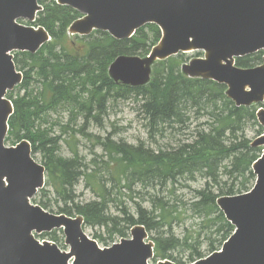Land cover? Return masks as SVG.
<instances>
[{"label":"trees","instance_id":"1","mask_svg":"<svg viewBox=\"0 0 264 264\" xmlns=\"http://www.w3.org/2000/svg\"><path fill=\"white\" fill-rule=\"evenodd\" d=\"M42 3L44 9L38 14L36 24L45 27L52 40L35 54L15 53V63L24 73L23 82L18 87L23 93H18L16 97L13 93L9 95L15 111L9 121L7 136V141L14 144L28 139L33 152L42 153L47 184L34 201L51 212L82 215L86 226H105L109 239H114L116 235L125 237L136 223L145 225L149 232L163 227L171 231L178 211L173 208L170 199L158 198L151 211L138 203L136 218L123 206V201L111 197L116 185L107 187L103 169L86 164L87 159L80 156L77 149L72 157L60 154L64 137L72 138L78 134L70 131L73 129L69 128L72 122L81 120L88 124L91 119L102 121L111 100L141 98L146 121L153 128L164 124L159 131L171 142L160 149L150 150L142 144L135 146L123 140L117 143L108 138L104 145L109 150L105 171L113 182L130 181L123 186L130 189L138 182L153 187L154 182L174 184L179 178L186 175L193 177L197 172L206 175V186L192 190L194 195L186 203V209L203 219V228L217 226V238L208 251L217 250L234 229L220 211L217 198L222 194L248 191L255 181L252 164L260 156L262 148L251 145L252 140L246 130L254 124L258 127L257 135L262 133L256 117L257 106H237L226 95L225 85L183 74L180 69L183 55L160 61L154 68L151 82L145 86L118 84L109 76L110 64L122 54L147 55L161 38L159 27L148 24L130 39L123 40L103 31L84 37L70 36L68 29L81 14L53 0H43ZM262 54L259 52L238 59L237 64L255 66L261 61ZM63 112H66V122L59 117V113ZM192 118L198 124L188 138L176 139L177 126L188 128ZM168 130L174 133H168ZM224 176L232 184L224 188L226 193H222V188L217 192L215 187H221L222 182L227 184V181H222ZM81 180H85L86 186L98 194V199L75 203V187ZM115 201L122 206L119 215L110 212L111 203ZM206 219L213 226L206 223ZM122 221L124 226L116 229L115 225ZM110 225H114L112 230ZM212 233L215 234V228ZM201 236L200 231L195 242L199 243ZM98 237L104 239L96 234L95 238ZM190 238L193 239L188 235L182 239L172 234L158 236L154 238L156 255L183 264L170 254L183 247L191 251L189 262L203 257L204 253L189 242Z\"/></svg>","mask_w":264,"mask_h":264},{"label":"water","instance_id":"2","mask_svg":"<svg viewBox=\"0 0 264 264\" xmlns=\"http://www.w3.org/2000/svg\"><path fill=\"white\" fill-rule=\"evenodd\" d=\"M40 0H0V264H148L153 243H146L143 225L132 229L133 238H124L109 248H101L83 230L81 216L53 214L30 199L45 185V167L32 156L31 144L22 140L6 147L8 121L13 104L5 98L22 81L13 56L8 52H37L50 40L43 28L18 22L35 21L42 9ZM84 16L70 27L72 34L88 35L94 30L109 32L116 39L132 37L147 23L162 31L150 56L120 55L109 67L116 82L131 86L150 81L152 64L180 52L203 50L183 65L189 76L213 79L228 86L227 95L238 106L264 100L263 64L253 68L235 65L244 57L264 49V0H56ZM264 127V108L257 113ZM254 146L264 145V135ZM256 185L249 193L222 196L217 203L234 224L236 232L216 251L193 264H264V155L253 165ZM64 228L71 252L56 244H44L32 232ZM159 264H175L169 260Z\"/></svg>","mask_w":264,"mask_h":264},{"label":"rangeland","instance_id":"3","mask_svg":"<svg viewBox=\"0 0 264 264\" xmlns=\"http://www.w3.org/2000/svg\"><path fill=\"white\" fill-rule=\"evenodd\" d=\"M197 54L198 52L185 53L182 60L183 62H188L192 58L196 57ZM18 93H23V91L20 92L19 89H17L13 94L16 97ZM141 104V98L136 97L111 100L108 103L107 114L102 117V121L91 119L88 124H84L81 120L72 122L69 128L73 129L70 131L77 132L78 134L72 138L69 136L64 137V140L61 143L60 154L64 157H72L74 155V150L77 149L79 155L87 159L85 161L86 164L103 169L102 174L105 177L107 187L111 188L112 185H116L111 197H118L121 201H123V206H125L129 213L136 218L138 217V209L136 207L138 203H140L148 211H151L154 209V201L158 203V198L163 199L164 197L165 199H170L171 205H173V208L178 211V218L173 222L171 231L168 230V227H163L159 230H152V232H150L151 239L170 234L180 239L187 235L192 236L193 239L190 238L189 242L193 243L195 247L202 251L204 253L203 255L206 256L210 253L208 248L211 243L217 238V226H214V234L212 233L214 228H203V219L192 215V212L186 209V203H189L194 195L192 190L202 189L206 186V180L208 179L206 175L197 172L193 177H191V175H186L179 178L174 184L168 183L166 185H161L162 182H154L152 183L155 184L153 187L138 182L134 185L132 184L130 189L128 187H123L124 185H128L130 181L122 180L120 183L113 182L111 181L109 174L105 171V161L109 159V150H106L104 145L108 138H110V141H115L117 143L123 140L126 143L135 146L142 144L144 148L150 150L160 149L164 147L167 142H171L166 135H162L159 131L162 127H164V124L153 128L150 122L146 121L143 116ZM59 114V117H63V120L66 122L67 118H64V114H66V112ZM197 124L198 122L192 118L188 122V128L177 126L178 131L175 132L176 139H187ZM257 129L258 127L254 124L249 125L246 130L247 136L251 139H255L258 131ZM169 132L174 133L172 130H168V133ZM7 145L11 146L12 143L7 142ZM36 157L39 161H42L41 152H37ZM222 181H227V184L222 182L221 187H215L214 189L217 192H220L218 189L222 188L224 191L222 193H226L224 188H229V185H231L232 182L229 179L227 180L226 176H224V180ZM74 194L76 196L75 203H85L99 198L98 194L94 192L91 187L86 186L85 180H81V182L76 185ZM152 198H154V200H152ZM60 199L63 203H65L64 198L61 197ZM68 204L72 205L71 203ZM121 208L122 206L119 205L117 201L112 202L110 212L114 215H119ZM177 214L175 215L177 216ZM157 220L160 221L159 218ZM205 222L210 223L207 219ZM113 226L114 225H110L109 229L112 230ZM122 226H124L123 221L115 225L116 229ZM211 226L213 225L211 224ZM200 231L202 232V236L200 237L201 241L198 243L195 241L198 238V233ZM86 232L92 238H94L96 234L101 235L104 239L99 237L97 239L102 246H105L113 240H119L121 238L116 235L114 239H109V232L105 226H87ZM127 235H130V230L127 231ZM51 236L57 238L56 243L63 250L69 249V247L64 243L63 233L60 231H57L54 235L41 236L40 238L48 239L51 238ZM219 247L220 246H218V248ZM190 253V249H184L183 247L170 252L174 258L181 260L184 264H190ZM158 260L159 259L157 258L152 259L150 264H157Z\"/></svg>","mask_w":264,"mask_h":264},{"label":"bare ground","instance_id":"4","mask_svg":"<svg viewBox=\"0 0 264 264\" xmlns=\"http://www.w3.org/2000/svg\"><path fill=\"white\" fill-rule=\"evenodd\" d=\"M32 145V144H31ZM32 149H33V146H32ZM143 225V224H142ZM145 226V225H144Z\"/></svg>","mask_w":264,"mask_h":264}]
</instances>
